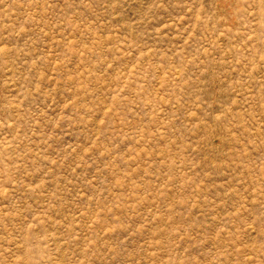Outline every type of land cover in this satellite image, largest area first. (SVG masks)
Listing matches in <instances>:
<instances>
[{"label":"rangeland","instance_id":"obj_1","mask_svg":"<svg viewBox=\"0 0 264 264\" xmlns=\"http://www.w3.org/2000/svg\"><path fill=\"white\" fill-rule=\"evenodd\" d=\"M0 264H264V0H0Z\"/></svg>","mask_w":264,"mask_h":264}]
</instances>
